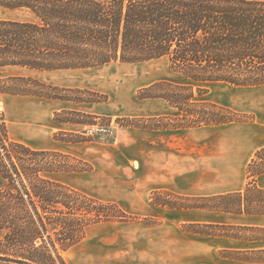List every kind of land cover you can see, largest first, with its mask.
I'll use <instances>...</instances> for the list:
<instances>
[{
  "label": "rangeland",
  "instance_id": "374dc122",
  "mask_svg": "<svg viewBox=\"0 0 264 264\" xmlns=\"http://www.w3.org/2000/svg\"><path fill=\"white\" fill-rule=\"evenodd\" d=\"M0 17L31 18L23 10L1 8ZM0 71L2 77H35L46 83L45 92L49 95L3 96L0 112L7 120L10 137L36 149L66 154L58 159L72 169L50 172L46 174L48 177L101 201L115 202L123 210L119 217L116 209H109L116 218L101 222L121 223L110 224L113 230L109 228L107 234L101 228L108 224L89 225L91 229L86 238L63 253L68 264H152L151 257L157 259L158 264H172L171 252L180 253V257L192 254L197 258L206 254L211 264H251L239 259L260 257L259 254L221 248L218 236L252 238L264 234L263 231L248 227L242 231L236 225L180 222L178 218L182 212L171 209L206 206L218 211H237L240 207L238 195L195 198L164 188L151 189L140 176L146 173L141 166L142 160L150 166L158 164L166 171L173 162L183 164L188 156L193 161L204 158L213 161L212 147L201 148L204 139L198 132L207 124L197 122L208 113L234 121L255 120L256 114L251 111L264 106L263 86L246 88L225 82L192 83L195 95L190 105L194 106H187L188 91L182 86L189 81L170 69L167 57L137 63L117 61L89 68L40 71L13 66ZM160 80H168L179 88L174 89L168 82L156 84ZM22 84L32 90H43L38 82L24 81ZM147 87H154V91L160 93L177 91L180 104L184 105L182 110L163 97L157 100L149 99L157 97L139 98V91ZM184 110L195 112L190 115ZM69 118L72 120L62 121ZM131 119L142 126H134ZM153 125H160V128ZM67 138L71 141L64 140ZM190 141L197 143L195 148H191ZM261 172H264V149L248 167L247 193L259 200L249 202L248 209L264 211V189L255 182ZM159 200L177 206L170 207ZM219 216H215L217 221L220 217V221L236 219L231 214ZM173 234L180 238L178 245L171 240ZM210 239L212 243L208 245ZM94 244L108 251L100 262L85 253ZM222 257L229 259L221 262ZM0 264L21 263L0 259Z\"/></svg>",
  "mask_w": 264,
  "mask_h": 264
},
{
  "label": "trees",
  "instance_id": "16d2710c",
  "mask_svg": "<svg viewBox=\"0 0 264 264\" xmlns=\"http://www.w3.org/2000/svg\"><path fill=\"white\" fill-rule=\"evenodd\" d=\"M0 8L31 16L0 17V70L51 71L167 57L170 69L191 84L182 86L188 91L187 106L195 95L192 83L264 85V0H0ZM19 81L38 82L44 91ZM46 86L32 76L0 74V100L5 94L47 96ZM154 87L142 89L138 97H163L182 110L177 91L160 93ZM210 114L197 123L234 121ZM62 157L66 154L60 151L13 140L0 112V259L68 264L63 253L85 236L89 225L116 218L110 208L122 216L117 203L48 177L72 169Z\"/></svg>",
  "mask_w": 264,
  "mask_h": 264
},
{
  "label": "crops",
  "instance_id": "0c3cea01",
  "mask_svg": "<svg viewBox=\"0 0 264 264\" xmlns=\"http://www.w3.org/2000/svg\"><path fill=\"white\" fill-rule=\"evenodd\" d=\"M258 86L264 87V85L244 87L253 88ZM260 98H262V96ZM149 99L157 100L161 98L157 97ZM166 103L169 105L167 101ZM169 106L173 108V106ZM251 112L256 114L255 120L253 121H231L221 124H207L198 130L199 135H203L204 139L202 142L203 144H201L203 147L201 148L207 149L208 146L212 147V153L215 155L213 161L206 158L193 161L188 156L183 164H176L173 162V166H170V169L167 168L169 170L166 171L159 168L158 164L150 166L147 161L142 160L141 166L144 171L146 170V173L142 174L140 177L141 179L143 178V182L148 187H151V189L164 188L173 190L181 195L195 198H204L219 194L220 196L236 194L240 198L239 211H218L207 208L206 206L171 208L182 212V215L179 213L180 216L178 219L180 222L182 220L184 222L190 221L204 224L236 225L239 226L242 231L244 230V227H248L250 230L264 232V211L247 208L249 202L257 203L259 200H255L252 196L248 195L246 188L248 182V167L255 160L257 152L264 149V106H261L254 111L252 110ZM189 136H191V134H189ZM189 144L191 148H195L197 143L195 141H190ZM256 177L257 179L255 182L258 187L264 189V172L259 173ZM225 214L235 216V221H220V216ZM215 216L220 217L219 221H217ZM114 223L121 222H99L96 223V225L108 224L101 228L102 231L104 230V234H107L110 231L109 228L113 230L112 225L110 224ZM90 229V226L87 227L85 236L74 245L83 241ZM99 234H101V232ZM211 237L212 236H210V238ZM218 238L220 240L219 243L221 242V244H219L221 248L224 247L227 250H236V252L243 251V253L259 254L260 256L258 258L239 259L240 261L251 264H264L263 233L260 236L258 235L252 238H245L243 235L228 236L225 234L218 236ZM171 240H173V243L175 240V243L178 245L180 238L178 237V234H173ZM211 243L212 239L208 240L207 244L211 245ZM85 253H88L87 255H90L95 261L99 260V262L102 261L101 258L108 255V251H103L100 246L95 244L91 245V249H87ZM186 256L187 257H180V253L171 252L172 264H180V262L184 261L188 262L187 264H211V262L206 259L208 257L206 254L199 255L198 258L192 254H190L189 257L188 255ZM228 259L229 258L222 257L220 261L224 262ZM149 260L153 262L152 264H158L157 259H155V261L153 257L149 258ZM230 260L239 261L231 258ZM161 261L163 263V258Z\"/></svg>",
  "mask_w": 264,
  "mask_h": 264
}]
</instances>
